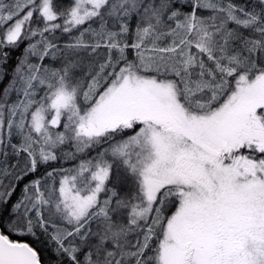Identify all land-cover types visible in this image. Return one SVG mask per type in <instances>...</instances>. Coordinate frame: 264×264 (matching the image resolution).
Segmentation results:
<instances>
[{
	"label": "snow or ice",
	"instance_id": "snow-or-ice-1",
	"mask_svg": "<svg viewBox=\"0 0 264 264\" xmlns=\"http://www.w3.org/2000/svg\"><path fill=\"white\" fill-rule=\"evenodd\" d=\"M0 264H264V0H0Z\"/></svg>",
	"mask_w": 264,
	"mask_h": 264
}]
</instances>
